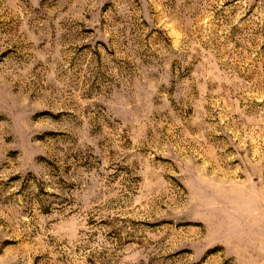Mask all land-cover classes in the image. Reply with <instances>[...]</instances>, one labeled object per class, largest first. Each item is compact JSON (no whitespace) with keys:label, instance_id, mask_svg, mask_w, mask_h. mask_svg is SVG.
Segmentation results:
<instances>
[{"label":"rangeland","instance_id":"obj_1","mask_svg":"<svg viewBox=\"0 0 264 264\" xmlns=\"http://www.w3.org/2000/svg\"><path fill=\"white\" fill-rule=\"evenodd\" d=\"M0 264H264V0H0Z\"/></svg>","mask_w":264,"mask_h":264}]
</instances>
